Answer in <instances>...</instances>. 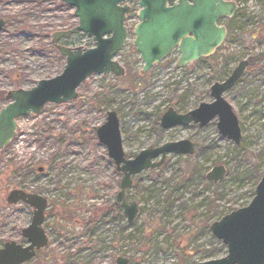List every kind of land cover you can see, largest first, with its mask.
I'll use <instances>...</instances> for the list:
<instances>
[{"label":"rangeland","instance_id":"374dc122","mask_svg":"<svg viewBox=\"0 0 264 264\" xmlns=\"http://www.w3.org/2000/svg\"><path fill=\"white\" fill-rule=\"evenodd\" d=\"M226 1L237 11L217 21L227 35L210 57L177 69L174 50L140 74L143 63L132 45L135 8L115 58L123 77L94 74L77 89L76 100L47 104L39 115L18 119L14 138L0 150V247L10 241L25 245L21 230L32 210L6 202L9 192L22 190L48 203L42 225L48 244L27 264H116L118 257L128 264H196L225 255L209 224L246 206L264 171V0ZM73 14L57 0H0L5 23L0 29V110L8 103V91L28 90L61 72L64 60L51 46V34L74 27ZM61 43L91 45L87 36ZM242 61L247 62L242 76L222 94L238 121V146L218 133L216 119L204 128H160L168 108L184 114L212 102L210 87ZM108 111L118 115L128 158L180 140L196 148L192 156L169 155L162 170L132 178L125 198L137 204L138 213L131 224L120 207H113L122 175L95 133ZM217 166L227 174L213 185L205 176ZM189 171V185L175 191Z\"/></svg>","mask_w":264,"mask_h":264},{"label":"water","instance_id":"95a60500","mask_svg":"<svg viewBox=\"0 0 264 264\" xmlns=\"http://www.w3.org/2000/svg\"><path fill=\"white\" fill-rule=\"evenodd\" d=\"M74 9L77 24L70 30L51 34V45L64 59L62 71L53 78L40 80L28 90L17 89L6 93L8 102L0 110V150L9 145L16 134L17 120L39 115L47 104L61 105L77 99V89L90 76L112 75L122 77L124 68L115 59L127 39V15L131 4L138 6V23L133 29L132 45L143 63L144 74L163 61L173 50L179 57L176 68L211 56L224 42L227 30L219 26L220 18H231L237 11L233 2L226 0H57ZM0 20V29L4 26ZM82 33L92 41L91 48L68 47L60 41ZM247 62H240L223 82H215L209 89L213 101L200 103L184 114L168 108L160 118V128L197 126L203 128L217 118L218 133L238 146L241 132L235 114L222 94L231 89L242 76ZM96 137L122 174L115 201L121 207L127 223L131 224L138 206L128 202L125 192L132 185V177L159 168L168 155L191 156L194 144L189 140L169 142L140 151L126 158L115 111L106 114L105 122L96 129ZM38 171H42L39 168ZM224 166L213 167L205 176L217 184L226 176ZM9 205L24 204L32 209L29 225L21 230L25 245L6 242L0 247V264H26L45 248L48 238L42 228L46 199L40 195L13 190L6 196ZM212 235L225 246L226 255L196 264H264V171L248 205L223 215L209 224ZM118 257L116 264H128ZM178 264V263H176Z\"/></svg>","mask_w":264,"mask_h":264},{"label":"trees","instance_id":"16d2710c","mask_svg":"<svg viewBox=\"0 0 264 264\" xmlns=\"http://www.w3.org/2000/svg\"><path fill=\"white\" fill-rule=\"evenodd\" d=\"M78 36H84V35H82V34H79V33H77L76 35H74V37H78ZM90 46V45H89ZM64 65V64H63ZM164 167L162 166L160 169L162 170ZM196 169V168H195ZM186 174H187V176H185L181 181H178L177 183H175V186L173 187V189H175V191H177V190H179V187H181L182 186V184H186V185H189V183L188 182H190V180H191V178H192V174H193V172L192 171H189V172H186ZM260 176H261V174L259 175V178H260ZM170 180H173V179H170ZM163 181H165L166 182V180H163ZM169 181V180H168ZM168 181H167V183H168ZM177 186V187H176ZM253 195H254V192H253ZM207 201H209V199H207ZM209 203V202H208ZM211 203V202H210ZM113 207H116V208H119V206L116 204V203H114V206ZM65 214H64V216L68 219H70V217H71V215H69L67 212H64ZM63 213L62 212H60V215H62ZM223 215V214H222ZM221 215V216H222ZM64 216H62V217H64ZM220 249H221V251L222 252H224V254H226V250H225V247L224 246H221L220 247Z\"/></svg>","mask_w":264,"mask_h":264},{"label":"flooded vegetation","instance_id":"af4514ba","mask_svg":"<svg viewBox=\"0 0 264 264\" xmlns=\"http://www.w3.org/2000/svg\"><path fill=\"white\" fill-rule=\"evenodd\" d=\"M124 71H125V70H124ZM119 78H120V77H119ZM215 119H216V121H217V118H215ZM194 148H195V145H194ZM195 151H196V148H195ZM194 154H195V152H194ZM194 154H193V155H194ZM191 156H192V155H191ZM177 157H181V156H177ZM186 157H187V156H186ZM164 162H165V161H164ZM163 164H164V163H163ZM163 164H162V165H163ZM161 167H162V166H160L159 168H161ZM159 168H157V169H153V170H158ZM147 171H148V170H147ZM144 172H145V171H144ZM142 173H143V172H142ZM140 174H141V173H140Z\"/></svg>","mask_w":264,"mask_h":264}]
</instances>
